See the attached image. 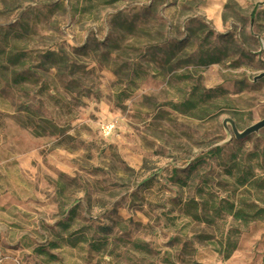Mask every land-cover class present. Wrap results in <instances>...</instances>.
Wrapping results in <instances>:
<instances>
[{
	"label": "rangeland",
	"instance_id": "obj_1",
	"mask_svg": "<svg viewBox=\"0 0 264 264\" xmlns=\"http://www.w3.org/2000/svg\"><path fill=\"white\" fill-rule=\"evenodd\" d=\"M263 71L264 0H0V264H264Z\"/></svg>",
	"mask_w": 264,
	"mask_h": 264
},
{
	"label": "trees",
	"instance_id": "obj_2",
	"mask_svg": "<svg viewBox=\"0 0 264 264\" xmlns=\"http://www.w3.org/2000/svg\"><path fill=\"white\" fill-rule=\"evenodd\" d=\"M215 60H212L210 62H214ZM209 62V63H210ZM216 152L220 151L221 148H216ZM214 151V150H211ZM264 154V153H263ZM195 166L189 167V173L192 171V168ZM232 167V166H231ZM235 171L232 172V168H227L226 174L229 175V177L233 178L234 183L238 187H255L258 189L256 191V199L262 200V194L264 193V180L258 179L259 177L254 176L251 169L243 170L240 165H235ZM186 178V177H185ZM176 183H183L181 178H177ZM223 212L226 215H229L232 217L234 221L247 223L252 219H261L264 216V208L260 207L256 209V206L254 203H244V202H238V204H235L234 202L226 201L224 202L221 209H218V207L214 208L213 213L218 214L219 211ZM190 216L196 217V212L189 213ZM198 217V216H197ZM236 248V242L235 241H227L225 243V248L223 250H218L219 252L223 253L224 258H227L231 255V253Z\"/></svg>",
	"mask_w": 264,
	"mask_h": 264
},
{
	"label": "water",
	"instance_id": "obj_3",
	"mask_svg": "<svg viewBox=\"0 0 264 264\" xmlns=\"http://www.w3.org/2000/svg\"><path fill=\"white\" fill-rule=\"evenodd\" d=\"M264 77V71L259 73L253 78V81L263 78ZM222 124L226 126V124H229L230 126V134L234 136L235 139H243L246 138L249 135L255 134L259 132L262 128H264V118L250 124L249 126L245 127L243 130H238V128L235 125V122L230 118H224ZM231 137V135H230Z\"/></svg>",
	"mask_w": 264,
	"mask_h": 264
},
{
	"label": "built area",
	"instance_id": "obj_4",
	"mask_svg": "<svg viewBox=\"0 0 264 264\" xmlns=\"http://www.w3.org/2000/svg\"><path fill=\"white\" fill-rule=\"evenodd\" d=\"M101 128L104 134H108L112 129V124L111 123L103 124Z\"/></svg>",
	"mask_w": 264,
	"mask_h": 264
}]
</instances>
